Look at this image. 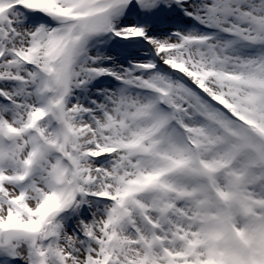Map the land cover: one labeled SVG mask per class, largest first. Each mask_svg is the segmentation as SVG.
Masks as SVG:
<instances>
[{"label":"snow or ice","instance_id":"6c2138e0","mask_svg":"<svg viewBox=\"0 0 264 264\" xmlns=\"http://www.w3.org/2000/svg\"><path fill=\"white\" fill-rule=\"evenodd\" d=\"M0 264H264V0H0Z\"/></svg>","mask_w":264,"mask_h":264}]
</instances>
